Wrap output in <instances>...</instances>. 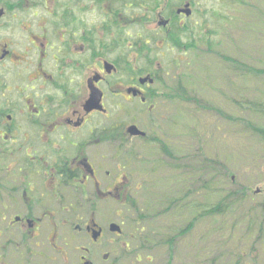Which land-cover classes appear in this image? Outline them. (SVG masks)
Masks as SVG:
<instances>
[{"label": "flooded vegetation", "instance_id": "1", "mask_svg": "<svg viewBox=\"0 0 264 264\" xmlns=\"http://www.w3.org/2000/svg\"><path fill=\"white\" fill-rule=\"evenodd\" d=\"M203 4L0 0V264H264L262 201L249 209L254 218L243 216L252 241L239 254L224 240L222 248L191 253L195 207L183 208L173 223L162 215L168 222L155 224L135 222L141 210L127 206L137 191L134 177L120 170L118 149L154 142L159 129L130 136L128 126L138 123L124 129L114 111L128 118L138 103L157 110L163 72L151 70L146 55L180 52L179 39L187 51L186 39L208 14ZM89 85L102 91L106 112L85 110Z\"/></svg>", "mask_w": 264, "mask_h": 264}, {"label": "trees", "instance_id": "2", "mask_svg": "<svg viewBox=\"0 0 264 264\" xmlns=\"http://www.w3.org/2000/svg\"><path fill=\"white\" fill-rule=\"evenodd\" d=\"M228 2L233 7V11L240 13L241 9L235 10V6L254 5L244 0H228ZM237 16L236 14L221 17L231 26H222L225 33L227 28H233L236 25ZM257 21L261 23L260 27L264 31V15ZM212 34L219 35L218 31H213ZM207 35L210 36V34ZM194 37L196 36L193 34L186 41L187 51L183 50V41L179 39L180 43L177 46L180 47L181 57L173 61L176 67L174 83L169 86L161 79V98L157 103L158 107L155 108L157 110L154 109L155 112L153 109L148 110L149 104H146L145 108L135 110L138 115L147 113V110L151 114L150 126L159 129L154 142L147 143V145L142 142L132 143V147L123 145L118 149L119 155H124L123 158L119 157L122 158L123 170L127 174H132L136 181L132 182V190L137 192L149 190L153 193L147 198L136 196L128 198L127 206L141 210L137 214L140 219L135 222L156 224V221L165 215L172 217L171 223H173L175 219L183 218L185 213L182 209L186 206L196 208L199 222L207 218V213L211 208L212 217L215 218L230 216L232 209H239L246 204L244 201L249 197L246 192L251 187L239 183L238 179L232 176V168L225 161L226 156L219 154L218 147L211 146L223 124L228 127L233 126L230 133L239 136L243 131L241 123L245 122L246 132L260 148L261 154H258V157H261V160L264 159V101L255 98V100L246 99L243 102L225 91V89L237 88L236 81L232 77L236 80H251L253 77L264 74V69L246 65L242 57L236 59L223 55L224 62L218 60L209 51L220 42L210 37L206 38L208 49L201 52L202 54L194 55L192 51L200 50V44L206 42V39L200 36L196 37L197 39ZM146 57L150 56L146 55ZM151 63L154 66V58H151ZM225 70L231 75L225 73ZM221 97L224 98V102L217 101V98ZM218 102L223 104L220 105ZM226 107H230L238 115L229 114ZM170 108L173 111L172 118L169 116ZM176 112L181 113L186 120L181 126L179 139L177 137L178 121L173 119L177 116ZM153 113H156L154 117ZM242 114L245 116L238 117ZM118 123L125 126L124 121H117V125ZM170 125H173V133L168 132ZM144 127H147L146 123ZM222 184L226 186L221 187ZM199 192H204L208 196L215 194L220 199L211 207L199 202L197 194ZM161 207H165L166 210L162 211ZM251 208L253 209L254 205ZM261 211L264 218V207ZM151 218L154 221L148 220ZM242 218L239 219V223H242ZM215 231L217 229H214L213 233Z\"/></svg>", "mask_w": 264, "mask_h": 264}, {"label": "rangeland", "instance_id": "3", "mask_svg": "<svg viewBox=\"0 0 264 264\" xmlns=\"http://www.w3.org/2000/svg\"><path fill=\"white\" fill-rule=\"evenodd\" d=\"M205 4H203L204 7H208L209 11L208 14L203 16L202 21L197 26L196 34L197 36L201 38H211L215 41L220 42L219 44L212 47V49L209 51L213 56H215L218 60H221L224 62L222 56H230L236 59H239L242 57L243 63L249 64L252 68H259L264 69V31L260 27L259 17H262L264 14V0H244L248 1L252 4H249L248 6L241 5L235 6V10L243 9L240 13L239 11L235 12L233 11V7L228 1L224 0H204ZM225 4H227L228 7H225ZM243 6V7H242ZM238 15V20L236 25L233 28H227V31H223L222 26L223 25H229L227 22L223 21L221 17H228V16H234ZM254 15V16H253ZM202 17V16H201ZM200 18V17H199ZM255 27H253V26ZM231 27V26H230ZM214 32L218 31L219 35L212 34ZM207 34H210L208 36ZM206 42L203 44H200V50H196L193 54H198L201 52H205L207 48V39ZM204 42V40H203ZM205 45V47H204ZM202 54V53H201ZM152 58H156L157 65L160 64L165 72V78L174 80L175 74H176V67L173 64V61L176 58L181 57L180 54L175 52H169L165 56L161 55H151ZM241 59V58H240ZM147 63V62H145ZM228 64V63H227ZM227 64H225L227 66ZM140 64L136 63L134 64V68L137 67V69H140ZM152 66V65H149ZM228 67V66H227ZM225 73L228 75H231L229 71L225 70ZM233 80L236 81V89H225V91L233 96H235L236 99H241V101H245L246 99L249 100H263L264 101V74L253 77L251 80L246 79H238L232 77ZM171 80V81H172ZM170 81V82H171ZM226 99V98H225ZM217 101L224 102V98H217ZM219 103V102H218ZM222 105L223 103H219ZM182 107V106H181ZM229 114H232L233 116H237L238 113L231 110L230 107L225 108ZM177 116L173 119L178 121L177 126V137L181 136L179 134L180 131H182V124L184 119V116L182 117V114L179 112H176ZM132 115V113H130ZM121 110L120 108H116L114 111V116L118 117V121H124L126 124L130 122L131 120H134L140 125H144L145 123L150 122V118H147L149 115H138L137 113H133V116H128V119L126 116H120ZM173 111H171V108L169 109V116L172 118ZM244 114L239 115L238 117H243ZM198 119V117H197ZM250 119V118H248ZM103 123L106 121V118H102ZM113 122L106 121L104 124H111ZM120 123H118L119 125ZM241 127L243 128V131H241V134L237 136L235 133H230L231 128L233 126H227L226 124L222 125L221 131H219V134L215 136V139L211 146L212 147H218L219 154L222 156H226L227 164L232 168V176H235V179H238L239 183H243V185L250 186L251 189L249 191V197L244 201L246 204L242 206L239 209H232L230 211V216H223V217H215L211 219L204 218L205 220L202 221H196L198 223V237H196V244L191 247V249L188 247L189 245H186V247L191 250L192 254L198 253L199 255L202 253H205V249H207L208 245L214 244H220L219 248H222V241L224 240V243L229 250L231 254H239V252H244L245 250H249V246H244L243 242H246L249 244L252 240H249V237H246V228L244 226L245 223H247V220L244 219V215L249 214V218H254L255 211L253 213L252 211H249L251 207H253L254 203L256 201H262L264 202V194H253V191L257 188H262L264 190V159L261 160V157H258V154H261L260 148L255 143L254 139L252 140L249 136V133L246 132V124L245 122L241 123ZM104 126V125H103ZM171 126V125H170ZM173 126V125H172ZM172 126L169 127L170 133H173ZM228 128V130H227ZM245 130V132H244ZM233 132V131H232ZM226 135L225 137H222L223 135ZM128 146V147H132ZM224 158V157H223ZM122 170V169H120ZM127 174V173H126ZM136 182L135 180L133 181ZM226 186L225 184H222L221 187ZM141 192V191H140ZM147 191H144L143 193L137 192L136 196L144 198V194ZM243 192V191H242ZM219 197L215 194L212 195H198V200L202 204H209L214 205L219 201ZM243 217V218H242ZM242 218V225L239 223V219ZM248 218V219H249ZM154 221V220H152ZM157 223H167L168 219H165L163 221H156ZM211 224L212 228L217 229L213 233V235L209 236L207 235V225ZM247 225V224H246ZM220 228H222L220 230ZM201 229V230H200ZM158 233V232H157ZM210 233V232H208ZM263 235V234H262ZM252 238V237H250ZM213 247V246H212ZM216 250V248H213ZM203 251V252H201ZM161 253V252H159ZM261 255L264 256V245L261 248ZM215 254V253H214ZM211 255V252L209 253ZM207 258V257H206Z\"/></svg>", "mask_w": 264, "mask_h": 264}, {"label": "water", "instance_id": "4", "mask_svg": "<svg viewBox=\"0 0 264 264\" xmlns=\"http://www.w3.org/2000/svg\"><path fill=\"white\" fill-rule=\"evenodd\" d=\"M1 15V13H0ZM100 101H101V94L96 91V92H93L90 99L87 101V105H86V108L87 109H100L102 108L100 106ZM129 132L133 135H143L144 132H142L136 125H132L129 127Z\"/></svg>", "mask_w": 264, "mask_h": 264}]
</instances>
